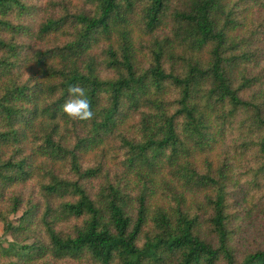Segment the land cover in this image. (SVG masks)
Returning a JSON list of instances; mask_svg holds the SVG:
<instances>
[{"label": "trees", "instance_id": "16d2710c", "mask_svg": "<svg viewBox=\"0 0 264 264\" xmlns=\"http://www.w3.org/2000/svg\"><path fill=\"white\" fill-rule=\"evenodd\" d=\"M262 61L264 0H0V264H264Z\"/></svg>", "mask_w": 264, "mask_h": 264}, {"label": "rangeland", "instance_id": "374dc122", "mask_svg": "<svg viewBox=\"0 0 264 264\" xmlns=\"http://www.w3.org/2000/svg\"><path fill=\"white\" fill-rule=\"evenodd\" d=\"M255 73L264 74V61L257 64ZM260 91L264 92V84L261 86ZM242 171H244L243 168H237V174ZM237 180H240L239 175ZM239 186L241 196L237 194L235 199H237L236 206L243 210L241 212L243 220L239 216L238 222L241 228L240 232H243V234L238 239L237 250L240 253H244L264 248V200H259L264 195V190L259 192L250 191L242 183V180ZM20 215L21 213L18 214V216ZM10 241H12V238L5 236L3 226H0V242L7 247Z\"/></svg>", "mask_w": 264, "mask_h": 264}, {"label": "clouds", "instance_id": "9594fccd", "mask_svg": "<svg viewBox=\"0 0 264 264\" xmlns=\"http://www.w3.org/2000/svg\"><path fill=\"white\" fill-rule=\"evenodd\" d=\"M68 96L69 98L61 106V110L66 116L78 121H88L93 118L91 101L84 87L78 84L69 86Z\"/></svg>", "mask_w": 264, "mask_h": 264}]
</instances>
